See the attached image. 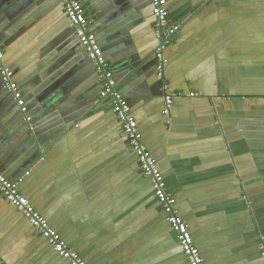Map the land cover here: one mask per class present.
<instances>
[{
    "label": "crops",
    "instance_id": "0c3cea01",
    "mask_svg": "<svg viewBox=\"0 0 264 264\" xmlns=\"http://www.w3.org/2000/svg\"><path fill=\"white\" fill-rule=\"evenodd\" d=\"M167 8L178 30L159 77L150 0H108L94 24L108 70L203 264H264V0ZM0 49L18 86L38 79L29 109L49 144L19 136L0 102V172L86 264H187L61 1L0 0ZM0 264L69 263L0 196Z\"/></svg>",
    "mask_w": 264,
    "mask_h": 264
},
{
    "label": "built area",
    "instance_id": "2783aa9c",
    "mask_svg": "<svg viewBox=\"0 0 264 264\" xmlns=\"http://www.w3.org/2000/svg\"><path fill=\"white\" fill-rule=\"evenodd\" d=\"M60 1L70 25L75 28V36L80 46L84 49L88 59L97 66L102 74L103 84L100 97L109 100L111 110L120 122L127 145L136 156L142 176L149 178L151 181L154 197L171 231L175 234V239L186 258L187 264H203L202 257L194 245L188 226L176 209L175 199L167 193L165 181L159 168L141 142V134L133 112L116 89L112 73L108 70L107 60L103 55L97 37L89 30V21L84 14L80 1ZM150 3L156 23L154 31L156 38L154 59L156 61V72L161 77L168 63L164 56V51L170 44L171 38L176 34L178 27L167 25L168 0H150ZM2 58L3 52L0 49V77L4 88L13 95L16 105L24 112L22 93L18 89L17 83L13 80V72L4 66ZM171 105V97L165 95L163 108L165 115L169 114ZM0 196L24 216L30 227L48 243L51 250L59 258L66 260L69 264H86L77 254L68 249L59 235L49 226L47 220L19 192L17 183L7 179L1 172Z\"/></svg>",
    "mask_w": 264,
    "mask_h": 264
},
{
    "label": "water",
    "instance_id": "95a60500",
    "mask_svg": "<svg viewBox=\"0 0 264 264\" xmlns=\"http://www.w3.org/2000/svg\"><path fill=\"white\" fill-rule=\"evenodd\" d=\"M5 1H7V0H5ZM108 4V0H97L96 1V4H95V7L93 6V7H91V5L90 4H86L83 8H84V10H87L88 11V13H89V15H90V17H91V25H90V27L91 28H89V30L93 33V34H95V36H98V31H97V25H95L94 26V24H96V20H97V18H99V17H101L102 15H104V13L106 12V9L104 10V8H105V6ZM91 7V8H90ZM93 23V24H92ZM72 29H73V32H74V36H75V28L74 27H72ZM75 38H76V36H75ZM100 39V38H99ZM100 40H102V39H100ZM76 43L78 44V46L79 47H81L80 46V44H79V42H78V40H77V38H76ZM101 47V49H102V52H103V55L105 56V58H106V60L108 61H110L111 62V59H110V57H109V55L112 53V50H109V49H105V47H106V45L105 44H103V45H101L100 46ZM81 49H82V51H83V53H84V55L86 56V61L87 62H89L90 64H92L93 65V63L88 59V57H87V55H86V53H85V51H84V49L81 47ZM115 50V49H114ZM114 52V51H113ZM107 56V57H106ZM156 62V61H155ZM0 79H1V77H0ZM38 80V79H37ZM37 80H32L31 79V82H27L26 81V83L25 84H21V85H19V86H22L23 88H20L19 86H18V89L23 93V95H24V97H23V100H24V109H25V111L24 112H22L21 110H20V108L16 105V101L14 100V98H13V95L10 93V92H8L5 88H4V84H3V81H2V79L0 80V83H1V85H2V87H3V91L4 92H0V102H1V104H2V107L3 106H5V105H9V109H6L5 111L6 112H8L9 113V110L12 108V107H14V106H16V109H15V107H14V113H12L11 112V114H12V116H15V117H17V114H19L20 113V116L19 117H21L20 119L22 120V122H23V127L21 128V131H20V133H18V135L19 136H21V132H22V130H24L27 134H28V136H29V138H30V140L31 141H34V139H35V141H36V144L39 146V148H41V149H43V150H46V146H48L49 144H47V145H44V146H42L41 144H40V141H41V137L42 136H38V132H37V129H36V126L33 124V118H32V114H31V112H30V109H29V107H30V102H31V100H32V98L34 99V96H32V93L30 92V91H32V89L31 88H34V84L36 85V84H39L38 83V81ZM161 82V81H160ZM31 89V90H30ZM99 94H100V91H99ZM120 94H122V93H120ZM122 96V95H121ZM26 98H28V101H26ZM122 98L125 100V102L127 103V105L131 108V110H132V106L130 105L131 103H130V101L128 100V99H126V97H123L122 96ZM92 99H94V100H96L95 99V96H93L92 97ZM35 101L37 100V98L36 99H34ZM1 107V105H0V109L2 108ZM4 111V114L6 113ZM7 113V114H8ZM4 115H1L0 116V118H2ZM5 116H9V115H5ZM1 123V125H0V131L2 130L1 129V126H2V122H0ZM23 128H25V129H23ZM0 143H2V145H0V154H2V152H4V150L6 149V145L5 144H3L4 143V141H2L1 139H0ZM7 144H8V142H7ZM35 144V146H37ZM38 156H41V154L39 155V153H38ZM0 170L1 171H3V166H2V163H0Z\"/></svg>",
    "mask_w": 264,
    "mask_h": 264
}]
</instances>
